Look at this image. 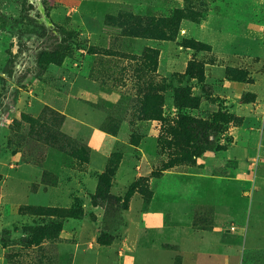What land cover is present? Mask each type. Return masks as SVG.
I'll return each mask as SVG.
<instances>
[{"label":"rangeland","instance_id":"1","mask_svg":"<svg viewBox=\"0 0 264 264\" xmlns=\"http://www.w3.org/2000/svg\"><path fill=\"white\" fill-rule=\"evenodd\" d=\"M22 3L0 0V264H264V0ZM55 24L74 44L40 73Z\"/></svg>","mask_w":264,"mask_h":264},{"label":"trees","instance_id":"2","mask_svg":"<svg viewBox=\"0 0 264 264\" xmlns=\"http://www.w3.org/2000/svg\"><path fill=\"white\" fill-rule=\"evenodd\" d=\"M27 1L28 0H23L22 3V12L24 13L22 18L30 19L28 13L31 6L27 4ZM54 31L58 34V41L52 47H44L37 53L36 65L39 68L40 73L45 71L47 65L60 63L62 57L71 50L74 44L73 32L68 31L63 26L57 24L54 25ZM42 32L45 33L44 27L42 28ZM178 99L185 102L186 100L189 102L194 101L193 99L189 100L188 98L181 99V94L178 95ZM213 131V128L201 123L198 132H196L197 135H195V140L201 142L208 149H213L216 146V140L214 139L216 135ZM106 187H109L108 178L103 176L98 185L100 195L107 193Z\"/></svg>","mask_w":264,"mask_h":264}]
</instances>
